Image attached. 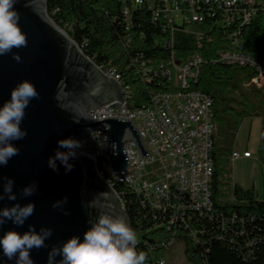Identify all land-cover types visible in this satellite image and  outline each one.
I'll return each instance as SVG.
<instances>
[{
  "label": "built area",
  "instance_id": "obj_1",
  "mask_svg": "<svg viewBox=\"0 0 264 264\" xmlns=\"http://www.w3.org/2000/svg\"><path fill=\"white\" fill-rule=\"evenodd\" d=\"M123 5L124 22L129 32L133 25L132 10L145 7L152 13V21L160 26L164 35L155 44L169 51L164 59L154 60L138 54L131 61L139 81L151 85L150 100L137 106L134 90L121 72L110 63L97 64L108 76L122 86L124 103L109 107L116 101L90 110L95 120L107 117L130 118L137 126L149 155L143 157L134 141H128L125 150L129 158V173L125 177L115 174L104 147L108 137L106 124L79 140L80 151L92 157L100 175L115 189L123 202L122 185L128 186L147 211L146 219L152 227L137 232L138 244L154 250L168 248L180 239L179 232L198 247L205 244L207 226L219 225L226 230L227 222L237 223L236 214L225 216L216 209L212 192L214 176L213 99L197 88L202 73L203 56L200 50L180 58L175 48L177 32L193 34L197 47L213 42L211 32L200 29L203 24L220 28L223 48L217 60L228 65L252 67L256 75L251 82L264 86V61L246 50L242 30L257 13L264 10V0H119ZM68 32L66 27H62ZM69 33V32H68ZM124 46L133 44L127 33ZM77 43V42H76ZM83 50V45L77 43ZM108 127V126H107ZM249 149H234L231 158L237 161L250 158ZM123 206L125 208L124 202ZM158 233L154 242L147 239L150 230ZM150 252V253H152ZM146 264H167L165 257H148Z\"/></svg>",
  "mask_w": 264,
  "mask_h": 264
},
{
  "label": "water",
  "instance_id": "obj_2",
  "mask_svg": "<svg viewBox=\"0 0 264 264\" xmlns=\"http://www.w3.org/2000/svg\"><path fill=\"white\" fill-rule=\"evenodd\" d=\"M15 7L20 12L19 23L27 34L28 45L13 49L21 54L22 63L14 61L11 53L0 56V106L10 98L13 87L24 79L34 82L40 98L33 99L25 110L21 127L27 130V136L13 142L20 149L19 155L7 166H0V193L5 178L14 179L13 190L17 193V201H9L5 194L0 200V208L30 201L35 202L36 208L23 226L5 222L0 227V236L10 228L23 233L29 225H35L37 231L41 226L52 228L53 236L46 241L47 246L31 251L34 264H47L48 252L53 245H60L73 235H79L83 240L90 227L86 203L93 205L90 209L93 216L100 211L123 215L131 225L121 198L100 175L92 157L80 155L72 160L74 168L71 172H66L62 165L58 172L48 167V158L54 155L58 140L80 139L106 124L111 129L108 131L110 142L119 145L118 155H113L108 148L109 163L113 172L123 177L129 173L125 150L128 141L136 142L143 157L149 152L130 118L95 120L90 116L92 108L113 101L116 102L109 107H120L124 103L122 86L106 75L55 22L48 12L47 0H18ZM33 181L38 183V191L31 197L21 196V189ZM64 196L68 197L64 206L67 215L52 208V203ZM0 264H16V261L9 260L0 249Z\"/></svg>",
  "mask_w": 264,
  "mask_h": 264
},
{
  "label": "trees",
  "instance_id": "obj_3",
  "mask_svg": "<svg viewBox=\"0 0 264 264\" xmlns=\"http://www.w3.org/2000/svg\"><path fill=\"white\" fill-rule=\"evenodd\" d=\"M47 6L55 22L68 29L70 36L83 45L88 56L97 64L110 63L121 72L134 90L133 100L137 106L149 102L148 90L151 85L146 86L139 81L131 61L142 53L154 60L167 58L170 54L168 50L155 44L164 33L152 21L149 10L145 7L133 9V25L127 32L123 5L119 0H47ZM200 29L211 32L213 42L199 48L193 34L177 32L175 48L180 58L196 50L202 53V73L196 87L207 92L213 99L214 204L225 216L236 214L237 223L228 221L226 230L220 224L207 226L205 244L200 247L184 231L179 232L180 239L185 241L186 256L193 264H264V180L262 195L254 186L244 188L235 183L232 190L234 201L231 202L225 179L235 143L227 146L223 141L227 136L236 138L245 117L260 115L261 112L264 115V86L259 87L251 82L256 75L254 68L228 65L217 60L218 52L225 42L220 28L203 24ZM127 33L133 38L129 49L125 48L123 42ZM242 35L246 50L264 61V10L259 11L252 22L243 28ZM243 77L249 79L247 86L250 89L245 88ZM258 159L264 165V137L259 143ZM121 189L132 228L139 232L152 227L150 220L146 219L147 211L137 195L128 186L122 185ZM147 233V239L154 242L158 234L156 230L152 229ZM137 251L145 252L147 258H158L161 255V251L152 252L143 244L137 246Z\"/></svg>",
  "mask_w": 264,
  "mask_h": 264
},
{
  "label": "clouds",
  "instance_id": "obj_4",
  "mask_svg": "<svg viewBox=\"0 0 264 264\" xmlns=\"http://www.w3.org/2000/svg\"><path fill=\"white\" fill-rule=\"evenodd\" d=\"M17 2L18 0H0V56L11 53L14 61L22 63L21 54L13 52V49L26 48L28 45L27 34L19 23L21 15L15 7ZM39 98L40 93L34 82L24 79L13 87L10 98L0 106V166H7L13 157L19 155L20 149L13 142L27 136V130L21 127L25 110L33 99ZM106 130L111 129L106 126ZM83 144V141L73 137L58 140L54 155L48 158V167L58 172L62 165L66 172H71L74 168L71 161L80 155H87L80 151ZM104 147H110L113 155L119 154L118 143L110 142L107 136ZM14 185L13 178H5L0 200L6 194L9 201H17ZM38 187V183L33 181L25 185L20 194L25 198L31 197L38 191ZM67 203L68 197L64 196L54 201L52 208L67 215L64 207ZM85 207L89 209L90 227L85 231L83 240L79 235H73L62 244L53 245L48 252L47 264H146L147 254L137 251V232L125 216L105 211L93 216L90 210L93 205L86 203ZM35 208L34 201L25 204L17 202L0 208V227L7 221L23 226L34 214ZM52 236L53 229L46 226H41L37 231L35 225H29L23 233L10 228L0 236V249L9 260L15 259L16 264H34L31 251L45 248L46 241Z\"/></svg>",
  "mask_w": 264,
  "mask_h": 264
},
{
  "label": "rangeland",
  "instance_id": "obj_5",
  "mask_svg": "<svg viewBox=\"0 0 264 264\" xmlns=\"http://www.w3.org/2000/svg\"><path fill=\"white\" fill-rule=\"evenodd\" d=\"M243 80L245 88L250 89L247 86L249 79L243 77ZM216 137L219 139V136L216 135ZM262 137H264V115L261 112L260 115L245 117L242 120L235 139L231 136L223 138L227 146L235 143V147L237 146L241 150L251 149L253 151L252 157L237 161H233L229 152H226L227 155H230L231 160L225 187L230 193L229 200L231 202L234 201L232 190L235 183H239L244 188L254 186L260 195L263 193L264 165L258 159L257 153ZM137 237L139 239V235ZM160 254L165 257L167 264H193L186 256V243L182 239L176 240L168 248L161 250Z\"/></svg>",
  "mask_w": 264,
  "mask_h": 264
},
{
  "label": "crops",
  "instance_id": "obj_6",
  "mask_svg": "<svg viewBox=\"0 0 264 264\" xmlns=\"http://www.w3.org/2000/svg\"><path fill=\"white\" fill-rule=\"evenodd\" d=\"M236 149H239L237 146L235 147ZM241 150V149H240ZM244 150H247V149H244ZM249 150H251V149H249ZM252 151V150H251ZM253 152V151H252ZM257 153H258V151H257Z\"/></svg>",
  "mask_w": 264,
  "mask_h": 264
}]
</instances>
